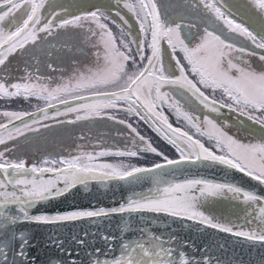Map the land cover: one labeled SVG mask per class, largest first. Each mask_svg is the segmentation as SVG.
I'll return each mask as SVG.
<instances>
[{
	"label": "snow or ice",
	"instance_id": "snow-or-ice-1",
	"mask_svg": "<svg viewBox=\"0 0 264 264\" xmlns=\"http://www.w3.org/2000/svg\"><path fill=\"white\" fill-rule=\"evenodd\" d=\"M190 2L193 8L198 7L195 0ZM46 3L47 0H0V70L18 51L26 55L28 45L38 47V41L54 35L58 39L60 29L78 30L83 43L93 50L94 59L86 67L76 66L71 75L62 73L58 80L27 66L15 79L7 71L0 76V100L43 102L42 106L36 105V111H0L5 118L0 120V145L5 146L0 150V264H36L35 257L29 255L35 247L33 238L17 225H57L84 219L92 222L91 218L114 215L121 217L120 236L104 235L103 247L86 249L84 260L79 259L78 248L73 255L67 242L51 233L46 246L67 257L56 259L54 264H221L208 248L198 249L197 255L189 251L195 249L194 243L181 241L175 234L152 231V224L161 214L264 246V195L227 179L209 178L201 171L222 167L227 175L229 170H235L264 186V138L256 143L241 142L208 115L220 114L227 108L264 126V22L259 31L251 30L236 22L233 12L222 11L219 0H199L214 20L211 27H204L199 42L192 45V34L182 32L195 25L170 22L156 0H115L135 18V35L133 25L120 11L115 16L122 23L99 8L70 18L60 13L45 16L42 10ZM250 3L264 16V0ZM84 20L90 23L85 25ZM215 21H222L227 32ZM232 33L249 41L252 47L232 39ZM164 41L167 49L161 46ZM168 50L171 55L166 62ZM48 68L56 70L51 63ZM165 107L196 135L174 127ZM70 115L72 118H68ZM61 117L64 119H58ZM96 119L125 125L129 133L122 150L79 151L31 165L24 158L9 155L14 152L10 141L21 136L27 139L26 132L50 127L43 121L74 124ZM141 122L175 149V158H169L141 134ZM146 153L161 161L150 167L98 162L99 157L143 158ZM145 178L151 179L152 187L147 191L133 189L124 201L109 209L34 212L52 205L78 185L87 188L94 181L105 186L109 182L133 186ZM217 199H229L242 206L236 222H220L203 210L204 205ZM145 213L154 215L145 217ZM72 240L78 246L86 243L76 236Z\"/></svg>",
	"mask_w": 264,
	"mask_h": 264
},
{
	"label": "flooded vegetation",
	"instance_id": "flooded-vegetation-1",
	"mask_svg": "<svg viewBox=\"0 0 264 264\" xmlns=\"http://www.w3.org/2000/svg\"><path fill=\"white\" fill-rule=\"evenodd\" d=\"M196 4L197 1L195 0ZM156 3L162 14H166L169 21H174L182 25H195L194 27L184 28L182 34L185 32H190L194 38L196 32L203 31L205 26L211 27V21L213 18L209 17L206 10L201 8L198 13L197 8L191 6L190 0H156ZM219 6V3H218ZM179 13L182 17L180 20L174 18V14ZM128 15V12H127ZM134 18L131 14L128 19ZM236 22H240V18H234ZM135 20V18H134ZM108 23V22H107ZM111 23V22H110ZM136 23V22H135ZM219 25L220 29H223L224 32H227V29L224 28L222 21H215ZM114 28V24H112ZM222 25V26H221ZM138 26V25H136ZM115 29V28H114ZM137 32L138 28L136 27ZM219 30V29H218ZM44 34L42 33L41 36ZM135 35V34H134ZM232 39L238 42V39L232 37V34H229ZM75 44V45H74ZM80 47L78 53L82 56L81 58L86 61L92 56V49L90 46L84 43H72L68 36L64 39V42L56 43L51 37L46 41H38V47L28 45L26 47V57L23 58L20 56V52L13 54L9 57V61L6 62L5 68L0 70V76H3L4 71H7L12 74L13 79L23 74L25 66L29 70L35 71L36 68H39L40 73L44 75H51L54 79H59L62 73L71 75L72 70L76 66L86 67L88 65H66L65 60L62 57L67 53H75L71 48ZM87 46L89 50L87 49ZM162 46V45H161ZM69 47L70 50L65 51L64 49ZM178 56H182L181 53H177ZM20 56V57H19ZM65 57H67L65 55ZM74 57V56H70ZM58 58V60H56ZM69 58V57H68ZM63 63L62 65H55L54 63L59 62ZM88 60V61H89ZM87 62V61H86ZM51 63L55 66L56 70L53 71L48 68V64ZM66 78V77H65ZM217 99H221L220 94L216 93ZM43 105V102H38L32 100L31 103H26L22 100L6 102L0 100V111H36V105ZM187 105V102H185ZM223 111H229L227 108L222 109ZM51 111V110H50ZM164 112L169 116V122L173 124L174 127H180L182 130L188 131L190 134H195V130L192 129L184 120H177L174 112L170 111L165 107ZM121 118L124 117L123 113L118 114ZM258 115V114H256ZM246 117V116H245ZM68 118H72L70 115ZM64 119V117L58 118ZM0 120H5L4 117L0 116ZM248 119H245L241 122V126L247 130H251L250 125L246 122ZM134 122V121H133ZM251 123V121H249ZM19 124V121L16 122ZM45 124H49L50 127L44 128L41 127L39 132H26L24 136L18 138L17 141H10V145H14V152L9 155H15L21 158H24L29 165L34 162H40L45 158L59 159L61 157H68L69 155H76L79 151H96V139H98L99 144L97 148L104 150L105 148L116 150L123 149L126 146V141L128 139L129 130L125 125L118 124L115 121H109L107 119H96L94 121H78L74 124H60L54 120L43 121ZM255 126V122L252 121ZM139 131L141 134L145 135L147 139L157 147L159 150L163 151L169 158H175L176 153L175 149L171 145L167 144L163 139H161L152 129L143 122L140 123ZM256 131V130H255ZM204 140L206 145L209 142L206 138H201ZM5 146L0 145V150H3ZM127 147H131L130 144H127ZM57 149L54 151L53 149ZM39 154V155H38ZM161 158L155 156L152 153L143 154V158H127V157H116V156H106L99 157L98 162H106L113 164H128L132 163L136 166H150L153 162H160ZM243 221L241 220V223Z\"/></svg>",
	"mask_w": 264,
	"mask_h": 264
},
{
	"label": "water",
	"instance_id": "water-1",
	"mask_svg": "<svg viewBox=\"0 0 264 264\" xmlns=\"http://www.w3.org/2000/svg\"><path fill=\"white\" fill-rule=\"evenodd\" d=\"M173 16L177 20L182 18L179 13ZM201 171L209 178L218 181L227 179L228 182L236 183L264 195V186H260L258 182L252 181L249 177L235 170H229L227 175H225V170L222 167ZM165 178L170 179L171 177L166 176ZM150 187H152L150 178H145L139 184L133 186L125 185L122 182H109L105 186L93 181L89 183L87 188L78 185L65 196L54 201L52 205L34 209V212H63L92 207L109 209L118 206L133 189L136 191H147ZM241 207L235 201L217 199L204 205L203 210L220 222L229 220L236 222L241 216ZM143 215L150 217L154 214L145 213ZM91 219L92 222L89 219H84L57 225L25 223L17 225V228L24 230L33 238L35 247L30 250L29 255L30 257H35L36 264H54L56 259H67V257H62L55 248L46 246L47 238L53 232L67 242L66 246L73 249V255H75V250L78 248L80 252L79 259L81 260L85 259L86 249L103 247L104 235L120 236L118 232V227L122 223L120 215ZM151 230L163 233L164 235L175 234L181 241L187 240L194 243L195 249H190L189 251L196 252L197 255H199L198 249L208 248L213 258L219 257L221 264H264V246H261L259 242L245 241L241 237H233L230 234L207 228L193 221L176 220L161 214L156 218V222L152 224ZM85 233H87V236H85ZM128 235L132 236L133 233L130 232ZM73 236L85 240V245H76L72 240ZM114 243H119V241H115Z\"/></svg>",
	"mask_w": 264,
	"mask_h": 264
},
{
	"label": "rangeland",
	"instance_id": "rangeland-1",
	"mask_svg": "<svg viewBox=\"0 0 264 264\" xmlns=\"http://www.w3.org/2000/svg\"><path fill=\"white\" fill-rule=\"evenodd\" d=\"M197 1L198 5V13L199 11L202 10L201 8L203 7L202 5L199 4V0ZM219 3L223 4L222 11H224L226 14L231 11L234 13V16L232 18L237 19L240 18V22H242L246 27H249L251 30L259 31L262 22H264V16H262L260 10L252 3H250V0H219ZM97 8H99L102 11H106L109 13V15L118 23H122L119 20V17L115 16L116 11H120L127 19L130 15L128 13L127 15V10L123 8V4L121 3L120 5H117L115 3V0H47V3L45 4V9L42 10L43 14L45 16H48L49 13H60L61 17H71L74 15H81L90 11H94ZM211 18L214 19V16ZM129 22L133 25V34L137 33L138 26H136L134 18L131 20L128 19ZM110 26L111 21H107ZM83 23L85 25L89 24V20H84ZM222 26V25H221ZM113 28V27H112ZM115 28V26H114ZM115 32H119L118 29H114ZM59 38L57 39L56 36L54 35L51 37L56 43H62L64 42V39L69 38V40L72 43H83V40L81 36L79 35L78 30L76 29H60L58 30ZM203 34V31H198L196 32L194 38L191 41L192 45H195L196 43L199 42V37L200 35ZM183 35V34H182ZM232 37L238 39V42H242L245 45L252 47L250 42L245 40L243 37H239L235 33H232ZM187 42V41H186ZM75 45V44H74ZM78 47H73L71 48L73 51H76L75 53H67L62 57V59L65 60L66 65H89L91 61L94 59V57H91L90 60L86 59L84 61L81 57V55L78 53L79 50ZM90 48V47H89ZM88 46L87 49L89 50ZM162 48L167 49V43L166 41L162 42ZM65 51L70 50L69 47L64 49ZM256 52H260V49H254ZM171 55L170 50L165 55V60L166 62L168 61L169 57ZM23 58H25V55H20ZM19 56V57H20ZM70 56H74L71 57ZM69 57V58H68ZM58 60V58L56 59ZM89 60V61H88ZM174 64V61H172ZM55 65H62L63 63L61 60L59 62L54 63ZM187 106V105H186ZM208 115L213 118L215 121H217L219 124L224 126L225 131L228 132V134L232 135L234 138L238 139L241 142L244 143H256L258 142L261 138H264V126H262L260 123H255L254 124L249 122L250 120L246 121L248 125H250L251 130H247L241 126V122L247 117L245 116H240L239 113L236 112H231L225 110L223 111L221 109L220 114H215V113H208ZM256 130V131H255ZM99 144L98 139H96V151H101V147L97 148ZM56 151L57 149H53ZM39 155V154H38Z\"/></svg>",
	"mask_w": 264,
	"mask_h": 264
}]
</instances>
